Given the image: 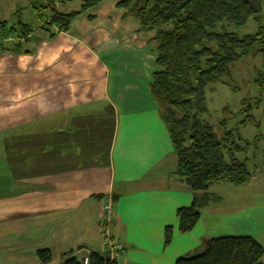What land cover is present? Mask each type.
<instances>
[{
	"label": "crops",
	"instance_id": "crops-1",
	"mask_svg": "<svg viewBox=\"0 0 264 264\" xmlns=\"http://www.w3.org/2000/svg\"><path fill=\"white\" fill-rule=\"evenodd\" d=\"M119 2L98 4L52 40L32 34L23 53L1 42L0 264H45L40 250L51 253L47 264L107 255L99 226L109 200L114 240L125 247L115 264H174L212 238L206 220L218 212L217 199L191 232L178 230L177 210L193 194L175 175L176 154L149 93L154 33L141 38ZM110 40L119 51L107 55ZM121 47L140 73L130 74L133 97L113 71ZM208 193L221 199L213 185Z\"/></svg>",
	"mask_w": 264,
	"mask_h": 264
},
{
	"label": "trees",
	"instance_id": "trees-1",
	"mask_svg": "<svg viewBox=\"0 0 264 264\" xmlns=\"http://www.w3.org/2000/svg\"><path fill=\"white\" fill-rule=\"evenodd\" d=\"M70 1L47 0L44 9L53 7L52 14L49 22L41 18L39 30L48 35V40L67 33L73 21L108 0H82L80 9L71 13L54 7L57 2ZM258 3L259 0L254 4L250 0H120L117 4L127 17L139 22L140 33H154L149 40L156 53L149 93L176 154L175 175L193 194L191 205L176 213L181 234L191 232L201 218V211L220 200L209 195L211 185L227 183L242 187L253 177L249 159L239 157L248 153L251 144L228 130L224 119L219 123L222 135L218 136L204 117L208 113L207 88L228 76L233 64L249 56L264 58V26L260 24ZM250 19L258 25L255 34L239 36L230 30H239ZM33 31L21 22L17 27L0 22V37L14 39L5 47L11 53H23ZM255 103H243L238 114L244 117L239 125L259 126L253 114ZM172 239L173 228L168 226L164 245L169 246ZM37 256L45 264L52 259L49 250H40ZM263 257L262 245L252 237H220L205 240L200 253L179 257L174 264H263ZM88 261L116 262L95 251L89 253ZM62 264H82V260L68 255Z\"/></svg>",
	"mask_w": 264,
	"mask_h": 264
},
{
	"label": "rangeland",
	"instance_id": "rangeland-1",
	"mask_svg": "<svg viewBox=\"0 0 264 264\" xmlns=\"http://www.w3.org/2000/svg\"><path fill=\"white\" fill-rule=\"evenodd\" d=\"M253 2L256 0H250ZM256 4V2H255ZM82 5V0H72L70 2H57L54 7L63 13L78 11ZM48 6L47 0H0V22H5L8 27H17L19 23L27 24L33 28V34L41 36L39 27L43 20L48 22L52 14L53 7ZM58 6V7H57ZM260 13V24L264 26V0L258 3ZM87 13V12H86ZM85 13V14H86ZM43 18V20L41 19ZM258 25L253 20L247 21L239 30L230 29L239 36L255 34ZM142 38L144 34H139ZM34 37V36H33ZM36 38V37H34ZM7 40V41H4ZM14 41L10 36L0 37V42L10 44ZM106 47V54L118 53L119 45ZM97 48V44L95 46ZM109 48V49H108ZM112 48V49H111ZM121 56H116L117 61L114 73H122L120 77L123 84H127V94L133 97V83L130 78L131 73H135V78L140 75L135 69L133 56L125 55V48L121 47ZM113 73L112 78L116 75ZM137 74V75H136ZM264 58L262 55L249 56L235 64L229 69V75L223 77L221 81L211 85L206 89V106L208 109L205 120L214 128V132L222 135L219 123L224 119L227 122V129L233 131L243 141L249 142L251 148L246 155H240L241 159H249V168L253 174L250 183L242 187H234L227 183L213 185V190L221 199L218 204V212L214 214L210 222L207 219L208 234L213 238L220 237H244L249 236L256 239L264 249ZM117 78V77H116ZM260 79V81H259ZM118 80V79H117ZM259 82H256V81ZM141 81V80H140ZM138 81V82H140ZM129 87V88H128ZM131 89V90H129ZM131 91V92H130ZM255 103L254 116L259 126H242L239 121L244 116L238 113L243 107V103ZM1 163V161H0ZM1 167V166H0ZM1 172V168H0ZM204 231V230H203ZM185 245L191 244V240L186 239ZM174 244V242H173ZM182 242L171 246V251L180 247ZM202 250V248H201ZM201 250L198 252L200 253ZM197 254V253H196ZM264 264V257L262 259Z\"/></svg>",
	"mask_w": 264,
	"mask_h": 264
},
{
	"label": "built area",
	"instance_id": "built-area-1",
	"mask_svg": "<svg viewBox=\"0 0 264 264\" xmlns=\"http://www.w3.org/2000/svg\"><path fill=\"white\" fill-rule=\"evenodd\" d=\"M7 41V40H4ZM115 221V210L113 203L109 200L103 207L102 221L99 226V233L102 238L103 247L107 258L114 262L124 253L125 247L122 243L116 242L113 237ZM82 264H89L88 257L82 260Z\"/></svg>",
	"mask_w": 264,
	"mask_h": 264
}]
</instances>
